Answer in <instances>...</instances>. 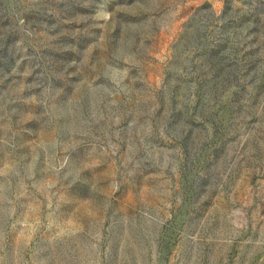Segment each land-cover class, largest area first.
Listing matches in <instances>:
<instances>
[{"label":"rangeland","instance_id":"1","mask_svg":"<svg viewBox=\"0 0 264 264\" xmlns=\"http://www.w3.org/2000/svg\"><path fill=\"white\" fill-rule=\"evenodd\" d=\"M0 264H264V0H0Z\"/></svg>","mask_w":264,"mask_h":264}]
</instances>
